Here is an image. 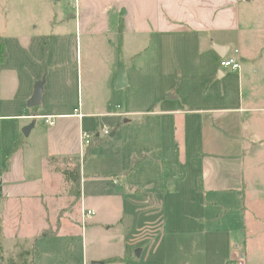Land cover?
<instances>
[{
	"label": "rangeland",
	"instance_id": "obj_1",
	"mask_svg": "<svg viewBox=\"0 0 264 264\" xmlns=\"http://www.w3.org/2000/svg\"><path fill=\"white\" fill-rule=\"evenodd\" d=\"M2 1L6 2L5 7L8 3L11 7L10 10H3L0 7L2 34L15 32V21L18 18L22 19V27L28 30L33 28L42 31L62 30L66 27L65 23L61 25L47 21L52 14L45 5L25 7L26 4L21 1L17 3L16 0H0V6ZM64 5L65 2L58 5V14ZM241 15L242 28L248 30L251 36L245 40L247 51L264 46V0H243ZM76 39L69 38L67 41L65 38L66 43L61 40L49 53L47 59L49 72L46 77L48 87L40 108L49 111L62 108L66 110L84 103L88 108L96 109L101 100L94 99L96 94L93 95L94 85L91 78L95 80V93L99 92L98 94L107 97L101 101L102 110L100 108L105 114L95 117L98 121L95 130L101 133L102 143L93 148L88 155L86 150L83 156L81 154L69 156L74 158L71 161L81 166L82 195L78 198L80 207L94 209L95 214L85 220L82 217L81 221V208L78 206L69 208L70 204L67 203V209L60 211L58 215L60 220L45 226L42 230L39 229L41 223L27 226L32 217H17L15 225L22 228V235L25 234V230L32 229L36 230L37 242L41 239H61L56 248L54 243L46 246V254L41 256L39 264H98L99 261H95V258L100 260L120 254L124 246L126 247L125 243L131 232L129 214L135 224L149 219L146 226L148 249L146 247L141 256V264L176 263L179 259L177 248L180 245L188 247L193 242L195 244H192L190 253H183L184 257H198L199 260L207 258L210 264H226L238 250L239 255L245 256L246 264H264V51L258 58L257 67L260 72L257 81L241 82L238 72L241 69L237 71L228 69V76L222 81L208 80L211 94L217 95L222 92L221 90L228 92L226 93L229 96L228 101L223 97L217 101L194 104L196 101L193 98L197 94L201 96L203 92L188 93L186 101L189 100L190 104L186 107L190 110L185 114L187 117L185 126L183 120V124L178 122L179 116L149 114L150 109L142 107V102H139L141 107L136 108L142 112L131 115V120L127 123L122 122L120 117L115 124L113 112L124 110L123 107L116 108V104L122 105V99L126 98L114 94L110 96L109 93L110 78L118 70L116 61L119 49L107 43L102 44L104 48H95L90 60L85 50V41L82 44L81 41L76 43ZM231 45L236 46L234 41ZM243 45L245 46V43ZM31 49L33 56L39 57L38 65H33L34 70H41L45 51L38 44V40L34 41ZM208 59L215 61L212 57ZM122 62L125 65L118 70V76L121 71L125 75L124 70L125 67L128 68L129 59ZM50 85L53 87L51 92ZM106 94L111 98L109 99ZM196 107L198 110L191 111ZM217 108L233 111V117L236 119L234 125L237 127L235 133L223 131L211 135L212 127L217 130L220 128L217 119H228L225 111L210 112ZM208 117L212 118L213 124L209 123ZM95 118L88 117L87 120L93 122ZM202 118L207 119L201 122ZM38 121L39 125L32 134L26 135L22 128V133L32 143H36L37 136L45 137V130L40 127L45 121L42 118ZM106 128L110 130L109 135L104 134ZM38 144L40 148L45 146L43 142ZM29 149L31 156L38 160L39 154H33L31 146ZM215 151L218 152L205 155L203 153ZM143 152L149 154L147 160L144 159L139 166L129 169L133 158L139 156L143 159V155L141 156ZM197 153L202 157H198ZM64 158L60 160L67 166L69 163H64ZM219 162L225 166V173L229 175V180L235 183L234 187L241 186L242 179L247 180L248 184H245L247 196L240 191L233 193L232 198L222 197L223 204L219 213L225 215L221 222L226 232L216 237L209 230L213 229L212 223H207V228H204L192 222L190 217L193 214L203 216L213 213L212 208L202 210L201 206H196L199 201L194 196V188L199 184L198 177L201 176L203 166ZM129 182L136 184L135 188L146 190L149 198L160 206L145 210L148 207L146 205L145 208L139 209L138 200L135 199L138 193L132 190ZM179 184L186 185V190L178 188ZM65 190L67 187L64 189L67 201L69 194L65 193ZM76 198L71 195L74 204H77ZM51 208L52 204L50 210ZM47 216L55 220L56 212H51ZM43 217L46 223L47 217L45 215ZM87 220L89 222L91 220V223L86 224ZM11 228L12 224L8 228L6 225V230L10 231ZM28 241L22 246H16L13 252H9L7 258L3 256L2 259L0 256V264H24L26 261L25 264H32L38 256L39 248L42 247L44 250V242L37 243L39 248L27 249L26 246L31 243ZM157 242L160 245L158 249L155 248ZM237 243L241 244L240 249H236ZM6 244L9 251L10 243ZM5 252L4 249V254ZM18 254L22 257L18 258ZM23 255L26 256L25 259Z\"/></svg>",
	"mask_w": 264,
	"mask_h": 264
},
{
	"label": "crops",
	"instance_id": "obj_2",
	"mask_svg": "<svg viewBox=\"0 0 264 264\" xmlns=\"http://www.w3.org/2000/svg\"><path fill=\"white\" fill-rule=\"evenodd\" d=\"M16 1L17 3L21 1V3L26 4L25 7H32L31 5L36 4L45 5L52 14L47 21L61 25L66 24V27L62 30L42 31L37 28L28 30L26 27H22V19L18 18L15 21V32L3 34L0 32V40L5 41L7 53L4 60L0 62V219L3 245L6 250L4 257L8 256L9 252H13L16 246L26 244L28 240L31 243L26 246L27 249L37 247L43 241L44 250L42 247H37L39 248L38 256L32 262V264H39V259L46 251V246L54 243L56 248L61 243V239H41L37 242L36 230H25V234L22 235V228H17L15 225L16 218L32 217L29 219L30 223L27 226L30 227L32 223H41L39 229L42 230L45 226H50L51 223L55 224L60 220L58 215H60V211L67 209V203L70 204L69 208L80 207L79 199L77 204H74V201L71 200L70 186L66 182L62 171L59 170L63 166L60 159L71 155L81 154L83 156L84 151L88 150V146L81 141V134L83 131L97 132L95 130L98 126L96 118L105 114L101 111V101L107 98L98 94L99 92L95 93V80L91 78L92 85H94L93 95L96 94L94 99L101 100L96 109L88 108L84 103H79L78 106H72V108L66 110L62 108L61 110L53 109L51 111L49 109L41 110L42 102L36 107L28 106L34 93L36 81L42 79L45 80L42 99L44 98L43 95L48 87L46 81L49 72L47 59L51 50L60 44L61 40L66 43L69 38L76 37V43L81 41L82 44L85 41V50L90 60L95 48H104L102 44L107 43L109 46L117 47L119 49L116 61L118 70L125 65L122 61L129 59L128 68L125 67L124 70L125 75L120 78L117 70L109 82L110 96L114 94L121 96V98L126 97L122 99V105L116 104V108L122 109L123 107L124 110L113 112L115 124H117L120 117L122 122L127 123L131 120V115L134 116L142 112L136 109L141 107L139 102H142V107L150 109L149 114L173 117L176 115L179 116L177 118L178 122L182 124L184 122L185 126V123H187L185 114L187 110H190L186 107L187 104H190L189 100L186 101L188 93L203 92L201 96L197 94L193 98L196 101L193 102L194 104L217 101L223 97L226 101L229 100V96L226 94L228 92L223 90L217 95L211 94L212 91L208 88L210 86L208 80L211 79L210 81L214 82L216 79L222 81L227 78L228 68L222 67L221 59L230 49L234 47L240 49L242 68L238 72L241 82L243 80L248 82L249 80H258L257 76L260 72L257 67L258 58L262 55L264 46L247 51L245 40L251 36H249L248 30L242 28L243 0ZM63 2L66 5L61 7V13H59L61 16L59 17L58 5H63ZM5 5L6 2L2 1L0 7L3 10H10V4L8 3L6 7ZM65 38H67V41ZM35 40H38V44L45 51L41 61V70H34L33 67V65L39 63V57L33 56L31 49ZM232 41L235 42L236 46L231 45ZM215 44L225 47L223 56L214 49ZM207 56L208 58L212 57L215 61L206 59ZM218 60L220 61L219 64ZM51 89H53L52 85H50V92ZM106 96L109 99L111 98L107 94ZM75 109L83 114L82 117L76 114ZM196 110H198V107L191 111ZM230 110L218 108L210 110V112L225 111L227 112L225 114L227 115L226 118H228L224 120L217 119L220 128L217 130L212 127L213 132H211V135L220 134L223 131L232 133L237 131V127L234 125L236 119L233 117V111ZM51 115L57 117L55 124L52 126L47 124L45 119L41 117ZM229 116H232V118H229ZM88 117L96 118L95 121L91 122L87 120ZM39 118L45 121V124L40 126L42 130H45V137L43 138L42 135L37 136L35 138L36 143H32L22 133V128L25 129L26 126L33 124L29 132V134H32L39 125ZM125 118L127 119L124 121ZM204 119L207 118H202L200 121L205 122ZM208 121L213 124L211 117H208ZM97 134L101 137L99 131ZM16 142H21V145L17 148H15ZM39 142H43L45 146L40 148ZM30 146L33 149V154H39L38 160L34 158L35 156H31ZM217 152L203 153L205 155L206 153L213 154ZM219 152L226 154L224 151ZM142 155L143 159L139 156L133 158L129 169L133 166H139L140 162H143L144 159L147 160L149 157L148 153L143 152ZM197 156L202 157L200 153H197ZM225 170V166L220 162L203 166L201 176L198 177V180L200 179L199 184L194 188V196L199 201L196 206H201L202 210L212 208L213 213L203 216L193 214L190 217L192 222L204 228H207V223H212L213 226L211 227L213 229L209 230L216 237H220L226 232L221 222L225 215L219 213L223 204L222 197L232 198L233 193H239L240 191L243 195H246L245 184L247 180L242 179V185L234 187L235 183L229 180V175L225 173ZM129 184H131L132 190H136L138 193L137 196L135 195V199L138 200L139 209L145 208L146 205L148 207L145 210L160 206L149 198L146 190H141L139 187L135 188L137 185L134 183L129 182ZM65 187H67L65 193L69 194L67 195L68 202L65 201ZM177 187L186 190V185L179 184ZM61 192L63 195H60ZM193 200L195 199L193 198ZM50 204L53 206L51 210ZM85 209L94 211V209L82 207L80 209V219L83 217ZM51 212H56L55 220L47 216ZM43 215L47 217L46 223ZM129 217L131 232L128 234V241L125 243L126 247L124 246L123 252L105 259L95 258V261H99L98 264L142 263L141 256L146 247L148 249L146 244L148 229L146 226L149 219L135 224L130 214ZM88 222V220L85 221L86 224ZM85 223L83 224L85 225ZM89 223H91V220ZM10 224H12L11 230H6V225L8 228ZM7 242L10 243L9 251L6 248L7 244L5 245ZM156 244L155 248L158 249L160 245L158 242ZM192 244H195V242L190 243L188 247L180 245L177 248L178 261L164 264H210L207 258L199 260L198 257L183 256V253H190ZM240 246V243L235 245L236 249H240ZM58 250L61 251L62 249ZM19 257L22 256L18 254ZM244 257V255H239L237 250L232 254V258L226 261V264H235L237 261L246 264ZM25 258L26 256L23 259Z\"/></svg>",
	"mask_w": 264,
	"mask_h": 264
},
{
	"label": "trees",
	"instance_id": "obj_3",
	"mask_svg": "<svg viewBox=\"0 0 264 264\" xmlns=\"http://www.w3.org/2000/svg\"><path fill=\"white\" fill-rule=\"evenodd\" d=\"M7 56L6 49H5V41L0 40V62L4 60V58ZM103 138L98 136L97 132L93 138V141L89 144L87 154L96 146H98L99 143H101ZM15 148L21 145V142H16ZM14 148V149H15ZM73 157H65L64 163H69L67 166L63 165L59 168L60 171H62L63 175L65 176V180L70 186V192L71 194L76 198H80L81 196V173L82 171L80 164H75L73 161ZM0 256L3 259L4 256V245H3V234H2V225H1V219H0Z\"/></svg>",
	"mask_w": 264,
	"mask_h": 264
},
{
	"label": "built area",
	"instance_id": "obj_4",
	"mask_svg": "<svg viewBox=\"0 0 264 264\" xmlns=\"http://www.w3.org/2000/svg\"><path fill=\"white\" fill-rule=\"evenodd\" d=\"M240 55H241V51L238 48H231L230 51L221 59V65L224 68H228V69H233V70H240L242 68V60H240ZM76 112V114H78L80 117H82L83 114H81L78 109L74 110ZM45 119L46 123L49 124L50 126H52L53 124H55L56 122V116L51 115V116H41ZM104 134L105 135H109L110 134V130L108 128H106L104 130ZM94 134L89 133L88 131H83L81 134V141H83L85 144H90L94 138ZM117 182V181H115ZM95 212L93 210L90 209H85V211L83 212V219L88 218V217H92V215H94ZM235 264H242L241 261H237Z\"/></svg>",
	"mask_w": 264,
	"mask_h": 264
},
{
	"label": "water",
	"instance_id": "obj_5",
	"mask_svg": "<svg viewBox=\"0 0 264 264\" xmlns=\"http://www.w3.org/2000/svg\"><path fill=\"white\" fill-rule=\"evenodd\" d=\"M214 49H216L218 51V53L221 56H223V50H225L224 46H220V45H216L215 44L214 45ZM122 76H123V71L121 72L119 77L122 78ZM44 84H45V80L44 79L36 81L34 93L32 95V99L28 103L29 107H36V106H39L41 104ZM32 125L33 124L28 125V126L25 127L24 131H25L26 134H29L30 129L32 128L31 127ZM93 264H97V263H93Z\"/></svg>",
	"mask_w": 264,
	"mask_h": 264
}]
</instances>
